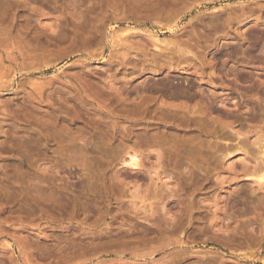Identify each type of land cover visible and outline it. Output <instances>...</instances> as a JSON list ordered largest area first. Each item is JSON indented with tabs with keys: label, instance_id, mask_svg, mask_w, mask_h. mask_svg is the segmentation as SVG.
I'll return each instance as SVG.
<instances>
[{
	"label": "rangeland",
	"instance_id": "1",
	"mask_svg": "<svg viewBox=\"0 0 264 264\" xmlns=\"http://www.w3.org/2000/svg\"><path fill=\"white\" fill-rule=\"evenodd\" d=\"M263 150L264 0H0V264H264Z\"/></svg>",
	"mask_w": 264,
	"mask_h": 264
},
{
	"label": "bare ground",
	"instance_id": "2",
	"mask_svg": "<svg viewBox=\"0 0 264 264\" xmlns=\"http://www.w3.org/2000/svg\"><path fill=\"white\" fill-rule=\"evenodd\" d=\"M262 147H263V145H262ZM263 151H264V150H263ZM263 154H264V153H263ZM263 158H264V157H263ZM258 168H260V167H258ZM260 170H261V169H260ZM256 171H259V170H256V167H255V171L253 170L252 172H255V173H256ZM259 172H260V171H259ZM257 173H258V172H257ZM257 173H256V174H257ZM252 174H253V173H251V175H252ZM260 175H262V174H260ZM260 175H259V178H258V175H256V177H257V179L262 180V179H263V177H262L263 175H262V176H260ZM252 176H254V174H253ZM254 177H255V176H254ZM258 181H259V180H258Z\"/></svg>",
	"mask_w": 264,
	"mask_h": 264
}]
</instances>
